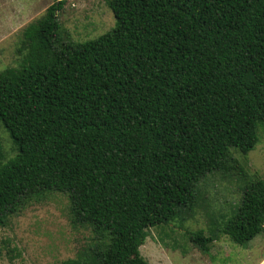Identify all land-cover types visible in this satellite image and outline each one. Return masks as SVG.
<instances>
[{
    "label": "trees",
    "instance_id": "1",
    "mask_svg": "<svg viewBox=\"0 0 264 264\" xmlns=\"http://www.w3.org/2000/svg\"><path fill=\"white\" fill-rule=\"evenodd\" d=\"M53 1L0 71L16 150L0 163V228L60 192L91 235L56 264H149L147 229L193 215L199 182L236 171L238 206L189 240L207 253L220 235L244 245L261 233L264 181L234 153L264 132V0H106L114 26L80 42L56 16L65 0Z\"/></svg>",
    "mask_w": 264,
    "mask_h": 264
},
{
    "label": "rangeland",
    "instance_id": "2",
    "mask_svg": "<svg viewBox=\"0 0 264 264\" xmlns=\"http://www.w3.org/2000/svg\"><path fill=\"white\" fill-rule=\"evenodd\" d=\"M53 0H0V71L15 66L22 29L38 19ZM56 16L61 27L74 42L96 38L114 26V17L106 0H65ZM0 163L12 159L16 150L0 120ZM248 174L264 181V132L246 155L234 153ZM240 176L235 172L208 174L199 182L203 204L194 213L170 220L167 224L147 229L139 247L149 264H264V230L244 245L225 235L214 240L209 251L202 253L189 240V233L203 229L211 219L231 216L241 195ZM202 200V201H203ZM68 198L60 192L46 193L42 200L25 206L10 216L0 228V264H56L75 256L90 237L87 228L74 227L68 219ZM16 248L19 255L11 260L6 249Z\"/></svg>",
    "mask_w": 264,
    "mask_h": 264
}]
</instances>
